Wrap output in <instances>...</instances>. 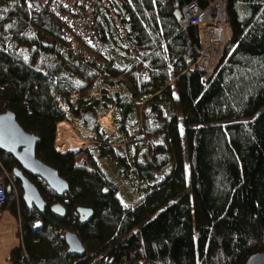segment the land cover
<instances>
[{"label": "trees", "instance_id": "trees-1", "mask_svg": "<svg viewBox=\"0 0 264 264\" xmlns=\"http://www.w3.org/2000/svg\"><path fill=\"white\" fill-rule=\"evenodd\" d=\"M9 1L11 10L0 19V112L12 111L22 128L38 137L35 156L57 170L68 190L58 197L42 179L25 173L45 200L39 212L23 203L16 179L17 199L7 186L0 218L5 211L16 217L19 239L6 256L7 264H98L95 259L103 261L104 253L116 264L119 247L130 264L139 259L151 264H243L264 249V0H226L230 38L205 83L202 71L190 68L200 48L196 28L181 27L177 17L180 6L190 0H107L129 45L141 52L125 72L110 68L107 60L95 66L74 52L61 21L47 7L32 8L27 0L0 4ZM196 1L201 6L207 2ZM106 11L103 4L94 6L102 40L109 27L120 33ZM12 18L17 19L12 38L53 53L54 64H39L37 49L28 59L8 49L4 24ZM27 24L34 32L30 37L23 34ZM106 70L115 78L109 85L124 83L131 98L119 110L122 119L135 107L151 108L171 151L170 171L135 207L121 203L88 149L59 152L54 146L55 124L66 111L76 117L91 112L89 118L84 115L86 128H92L99 99L89 91ZM142 71L146 79L137 77ZM58 72L82 82L73 101L70 89L56 81ZM112 99L121 104L118 94ZM170 100L181 118L160 115L161 102ZM0 160L6 171L16 166L1 152ZM135 167L151 178L150 170ZM55 201L65 207L64 215L49 210ZM77 206L93 210L85 223L78 221ZM66 230L78 235L84 254L66 251Z\"/></svg>", "mask_w": 264, "mask_h": 264}, {"label": "rangeland", "instance_id": "rangeland-1", "mask_svg": "<svg viewBox=\"0 0 264 264\" xmlns=\"http://www.w3.org/2000/svg\"><path fill=\"white\" fill-rule=\"evenodd\" d=\"M11 7V1L0 4V19L6 17ZM112 13L114 14V11L110 8L104 12L109 19H112ZM16 26L17 19L15 18L9 19L4 24L3 35L9 41L8 49L13 50L24 59L29 58L30 51L37 49L39 64L44 66L54 64L55 56L53 53L40 47L28 48L25 44L17 43L11 36V30ZM109 29V34L107 33L108 35L103 40L107 54V66L125 72L132 66L134 60L141 55V52L135 51L123 34L117 33L113 28L109 27ZM23 34L27 37L34 34L30 24H27ZM91 73H95L94 69ZM137 77L146 79L147 74L142 71L138 73ZM55 79L66 90L70 89L69 98L73 101L76 97L74 90L82 85V82L77 77L64 72L56 73ZM109 79L115 80L106 70L104 76L98 75V79L89 91V96L99 99L98 105L94 108V123L91 129L86 128L87 118L85 117L87 115L89 118L91 112L87 111L76 117L66 111L61 122H67L72 127L73 135L67 138L69 144L73 143L75 135L85 142L79 147L71 146L65 152L73 153L88 149L106 178L115 186L116 194L121 203L124 206L135 207L148 196L151 191L150 186L160 181L170 171L172 167L171 151L163 134L157 129L159 120L157 115L151 111V108L147 107L143 111L140 108L141 106L135 107L129 112L127 119H122L119 110L131 98L124 87V83L117 82L112 87L108 83ZM115 93L121 99L120 105H117L112 99L115 98ZM109 99H112L111 103L108 107H104V102H109ZM59 103L62 108H68L63 101ZM159 109L161 116L176 115L177 118H181L177 105L172 100L161 102ZM144 115L146 116V124L143 121ZM57 123L55 124L54 146L58 151L60 139L57 137ZM122 129L127 131V136L122 133ZM98 145L100 149L96 147ZM108 148H111V150ZM137 164L142 166V171H151L152 176L150 179L143 176L144 172L140 173L137 170L135 167ZM15 231L16 228L10 227L9 217L0 218V264H3V258L8 255L10 249L14 246L13 241H18Z\"/></svg>", "mask_w": 264, "mask_h": 264}, {"label": "built area", "instance_id": "built-area-1", "mask_svg": "<svg viewBox=\"0 0 264 264\" xmlns=\"http://www.w3.org/2000/svg\"><path fill=\"white\" fill-rule=\"evenodd\" d=\"M34 2L39 7H47L61 21L63 35L74 52L84 56L86 60L92 61L96 64L95 66L104 64V60H107L106 48L104 41L96 32L94 6L103 4L109 10L107 0H27L28 5L36 8ZM179 11V25L183 28L188 26L196 28L200 48L190 68L202 71L201 80L205 83L213 73L223 47L230 38L231 30L226 19V0H207L204 6H201L196 0H190L183 3ZM111 15L112 19H109L111 24L119 27L120 33L125 35L115 13ZM0 167L2 171L0 202L5 200L7 186H11L17 199L18 188L12 172L3 168L1 160ZM123 245L124 242H121L120 246ZM120 251V247L116 249V253L120 254L116 264H130L127 262L126 256ZM103 257V261L96 258V262L98 264L113 263L114 257L108 253H104ZM136 264L151 263L145 259H139Z\"/></svg>", "mask_w": 264, "mask_h": 264}, {"label": "water", "instance_id": "water-1", "mask_svg": "<svg viewBox=\"0 0 264 264\" xmlns=\"http://www.w3.org/2000/svg\"><path fill=\"white\" fill-rule=\"evenodd\" d=\"M34 5L39 7L36 2ZM177 17H180V12L177 13ZM37 140L36 135L22 128L12 111L0 112V152L10 156L16 162L12 175L19 182L23 203L29 208L33 207L42 212L45 200L25 173L42 179L58 197L67 192L68 183L55 168L43 163L35 156ZM49 210L56 216L65 214V207L59 201L52 203ZM76 213L78 221L85 223L91 218L93 210L88 206H77ZM63 238L68 253L78 256L84 254L85 247L75 232L66 230ZM243 264H264V249L249 255Z\"/></svg>", "mask_w": 264, "mask_h": 264}, {"label": "bare ground", "instance_id": "bare-ground-1", "mask_svg": "<svg viewBox=\"0 0 264 264\" xmlns=\"http://www.w3.org/2000/svg\"><path fill=\"white\" fill-rule=\"evenodd\" d=\"M70 135H73V130L70 124L64 121L57 123V137L60 139L58 151L65 152L69 150V147H79L85 142L77 138L75 135V137H73V143L69 144L67 138H70Z\"/></svg>", "mask_w": 264, "mask_h": 264}, {"label": "crops", "instance_id": "crops-1", "mask_svg": "<svg viewBox=\"0 0 264 264\" xmlns=\"http://www.w3.org/2000/svg\"><path fill=\"white\" fill-rule=\"evenodd\" d=\"M13 215H11L10 213H8L7 211H5V212H3L2 213V216H1V218L2 217H9L10 218V227H12V228H16L17 229V219H16V217H14V218H11ZM19 243V239H18V241H13V244L14 245H16V244H18ZM3 264H6V257H4L3 258Z\"/></svg>", "mask_w": 264, "mask_h": 264}, {"label": "clouds", "instance_id": "clouds-1", "mask_svg": "<svg viewBox=\"0 0 264 264\" xmlns=\"http://www.w3.org/2000/svg\"><path fill=\"white\" fill-rule=\"evenodd\" d=\"M180 12V11H179Z\"/></svg>", "mask_w": 264, "mask_h": 264}]
</instances>
